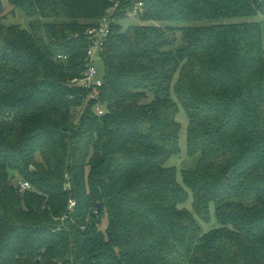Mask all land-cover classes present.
Instances as JSON below:
<instances>
[{"label":"trees","instance_id":"16d2710c","mask_svg":"<svg viewBox=\"0 0 264 264\" xmlns=\"http://www.w3.org/2000/svg\"><path fill=\"white\" fill-rule=\"evenodd\" d=\"M10 2L29 27L6 25L0 0V264H264L261 25L116 22L100 116L95 101L79 111L88 97L79 83L87 31L110 1ZM144 2L143 22L264 13V0ZM179 103L189 154H201L183 184L167 166L180 152ZM16 178L32 189L20 193ZM212 206L219 228L203 233L198 218L209 222Z\"/></svg>","mask_w":264,"mask_h":264},{"label":"rangeland","instance_id":"374dc122","mask_svg":"<svg viewBox=\"0 0 264 264\" xmlns=\"http://www.w3.org/2000/svg\"><path fill=\"white\" fill-rule=\"evenodd\" d=\"M5 8V19L4 23L6 25H19L22 28L29 27V18L22 10H15L12 6L10 0H2ZM227 22L231 23H259L262 27L263 31V38H264V13H258L252 17H238L227 21H220V22H213V21H204V22H190V23H180V22H143L140 18L134 16H128L123 20H117V23L121 25L124 31L128 30L134 26H155L160 27L163 29L167 28H184V27H209L216 24H221ZM183 44V38L181 34L178 35V39L175 43V47H179ZM99 56V55H98ZM95 65L99 71L100 77L104 78L106 74V66L103 60H97ZM172 99L178 103V98L173 90L171 92ZM178 123L180 124L181 130L179 133V146L180 152L171 157L168 162L167 166L174 168L177 172V179L178 181L183 184L182 173L184 171H196L201 154H196L191 156L188 151V130H189V118L187 116L185 108L179 103V111L176 116ZM16 183L20 182L19 178H16ZM192 203L193 197L190 194L189 199L183 205L184 208L192 211ZM211 218L209 222L202 221L198 218V222L201 226L202 232L207 233L211 230H215L219 228V223L215 216V206L211 207ZM106 228V221L104 222L103 229Z\"/></svg>","mask_w":264,"mask_h":264},{"label":"built area","instance_id":"2783aa9c","mask_svg":"<svg viewBox=\"0 0 264 264\" xmlns=\"http://www.w3.org/2000/svg\"><path fill=\"white\" fill-rule=\"evenodd\" d=\"M111 3L110 9L106 12L105 16L100 22L90 28L86 34V40L88 43L87 57L85 64V71L83 73L82 80L79 85L80 88L88 92V97L84 103L83 108L79 111L83 112L87 107L89 101H95L97 103L98 115L103 116L105 110L100 103V95L104 86V78L100 77L99 71L95 65L97 60H102V53L109 41L112 33L113 25L117 22V15L126 11L127 15L142 18L145 13V2L144 0H109ZM99 55V56H98ZM58 59L66 60L68 56L58 55ZM72 99V97H70ZM20 193L28 192L32 189V185L28 181H20L18 184ZM77 204L74 199H70L68 204L69 214L63 218V221L69 218V215L74 212Z\"/></svg>","mask_w":264,"mask_h":264},{"label":"water","instance_id":"95a60500","mask_svg":"<svg viewBox=\"0 0 264 264\" xmlns=\"http://www.w3.org/2000/svg\"><path fill=\"white\" fill-rule=\"evenodd\" d=\"M99 209H100V205H99Z\"/></svg>","mask_w":264,"mask_h":264}]
</instances>
